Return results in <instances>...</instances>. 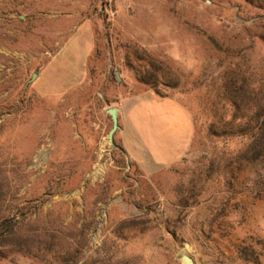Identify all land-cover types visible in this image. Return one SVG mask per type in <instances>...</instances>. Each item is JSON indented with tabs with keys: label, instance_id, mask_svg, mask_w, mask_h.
Returning a JSON list of instances; mask_svg holds the SVG:
<instances>
[{
	"label": "rangeland",
	"instance_id": "rangeland-1",
	"mask_svg": "<svg viewBox=\"0 0 264 264\" xmlns=\"http://www.w3.org/2000/svg\"><path fill=\"white\" fill-rule=\"evenodd\" d=\"M83 23L85 77L46 94L39 75ZM150 59L195 128L152 173L118 131L111 145L107 113L153 91ZM255 101L264 0H0V264H264V158L243 161L245 124L228 122Z\"/></svg>",
	"mask_w": 264,
	"mask_h": 264
},
{
	"label": "crops",
	"instance_id": "crops-1",
	"mask_svg": "<svg viewBox=\"0 0 264 264\" xmlns=\"http://www.w3.org/2000/svg\"><path fill=\"white\" fill-rule=\"evenodd\" d=\"M93 48V30L83 23L39 75L43 91L57 94L80 83ZM116 108L121 144L145 172L173 166L187 155L195 128L190 112L177 101L147 90L121 97Z\"/></svg>",
	"mask_w": 264,
	"mask_h": 264
},
{
	"label": "trees",
	"instance_id": "trees-1",
	"mask_svg": "<svg viewBox=\"0 0 264 264\" xmlns=\"http://www.w3.org/2000/svg\"><path fill=\"white\" fill-rule=\"evenodd\" d=\"M164 70L163 64L150 59L147 61V65H145L141 75V83L151 87L160 98H167L166 96H162L158 90L160 86L165 84ZM244 92H248V90ZM252 102L246 105H249L247 113L240 117L237 115L238 113H234L230 117V120H228L229 123L237 124L238 122H243L245 124L242 127V132L249 135L248 143L243 146L238 154L243 161L248 163L258 162L264 158V103L255 101L254 107H251L250 104ZM221 123L223 122L221 121ZM253 124L254 126L252 127ZM227 134L228 132L223 131L222 137L228 136ZM0 222L3 221L0 220Z\"/></svg>",
	"mask_w": 264,
	"mask_h": 264
},
{
	"label": "water",
	"instance_id": "water-1",
	"mask_svg": "<svg viewBox=\"0 0 264 264\" xmlns=\"http://www.w3.org/2000/svg\"><path fill=\"white\" fill-rule=\"evenodd\" d=\"M37 77H38V74L35 73L33 75L31 81H33ZM117 78L120 81V77L118 74H117ZM107 113L110 116V119L112 121V129L109 132V141H110L111 145L114 146L115 145L114 144V136L117 133V131L120 129L119 118H118V109L116 107L110 108V109H108ZM181 261L183 264H195L193 259L187 255H183L181 257Z\"/></svg>",
	"mask_w": 264,
	"mask_h": 264
}]
</instances>
